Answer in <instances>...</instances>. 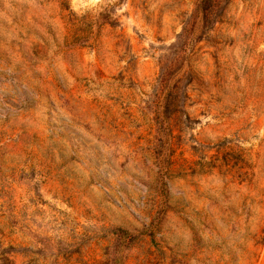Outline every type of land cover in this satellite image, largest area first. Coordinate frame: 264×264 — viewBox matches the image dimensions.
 <instances>
[{"label":"rangeland","instance_id":"1","mask_svg":"<svg viewBox=\"0 0 264 264\" xmlns=\"http://www.w3.org/2000/svg\"><path fill=\"white\" fill-rule=\"evenodd\" d=\"M192 3L0 0V264H264V0Z\"/></svg>","mask_w":264,"mask_h":264},{"label":"trees","instance_id":"2","mask_svg":"<svg viewBox=\"0 0 264 264\" xmlns=\"http://www.w3.org/2000/svg\"><path fill=\"white\" fill-rule=\"evenodd\" d=\"M230 0H193L192 11L183 20L179 39L187 44H192L193 40L207 35L214 25L221 22L224 11ZM189 44V45H190ZM176 44L171 43L165 53L159 60L160 74L157 78L155 87L157 102L152 111L155 133H171L169 128V118L176 113L181 112V95L185 98L186 94L181 91L183 84L188 83L189 69L183 70L182 64L172 65L179 59V55L173 52ZM190 46H188L189 50ZM176 72V75H175ZM179 91L181 93H179ZM184 94V95H183ZM121 233H127L121 230Z\"/></svg>","mask_w":264,"mask_h":264}]
</instances>
